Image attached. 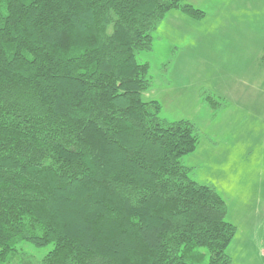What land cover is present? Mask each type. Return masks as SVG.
Here are the masks:
<instances>
[{
  "label": "trees",
  "instance_id": "16d2710c",
  "mask_svg": "<svg viewBox=\"0 0 264 264\" xmlns=\"http://www.w3.org/2000/svg\"><path fill=\"white\" fill-rule=\"evenodd\" d=\"M184 0H0V263L229 264L237 227L190 175L198 127L144 101L154 34ZM218 109L222 102L207 96Z\"/></svg>",
  "mask_w": 264,
  "mask_h": 264
},
{
  "label": "rangeland",
  "instance_id": "374dc122",
  "mask_svg": "<svg viewBox=\"0 0 264 264\" xmlns=\"http://www.w3.org/2000/svg\"><path fill=\"white\" fill-rule=\"evenodd\" d=\"M184 2L204 14L165 15L153 50L138 57L152 77L142 97L159 101L163 117L198 127L183 164L227 203L226 220L237 227L229 264H264V0ZM51 248L23 242L10 264H38Z\"/></svg>",
  "mask_w": 264,
  "mask_h": 264
}]
</instances>
